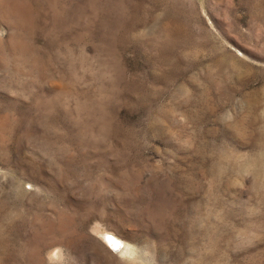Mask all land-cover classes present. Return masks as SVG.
<instances>
[{
  "label": "rangeland",
  "instance_id": "obj_1",
  "mask_svg": "<svg viewBox=\"0 0 264 264\" xmlns=\"http://www.w3.org/2000/svg\"><path fill=\"white\" fill-rule=\"evenodd\" d=\"M0 264H264V0H0Z\"/></svg>",
  "mask_w": 264,
  "mask_h": 264
},
{
  "label": "bare ground",
  "instance_id": "obj_2",
  "mask_svg": "<svg viewBox=\"0 0 264 264\" xmlns=\"http://www.w3.org/2000/svg\"><path fill=\"white\" fill-rule=\"evenodd\" d=\"M109 243L111 244L112 248H114L115 251H118L120 249V247H121L123 242H121L118 238H113V240L109 241ZM117 244L120 245L119 248H117V246H116ZM123 249H124L123 251L126 252V253L129 251V247L127 245H125V247Z\"/></svg>",
  "mask_w": 264,
  "mask_h": 264
},
{
  "label": "snow or ice",
  "instance_id": "obj_3",
  "mask_svg": "<svg viewBox=\"0 0 264 264\" xmlns=\"http://www.w3.org/2000/svg\"><path fill=\"white\" fill-rule=\"evenodd\" d=\"M108 239H109L110 241H112V240H113V238H112V237H108ZM116 246H117V248H119V247H120V245H119V244H117Z\"/></svg>",
  "mask_w": 264,
  "mask_h": 264
},
{
  "label": "water",
  "instance_id": "obj_4",
  "mask_svg": "<svg viewBox=\"0 0 264 264\" xmlns=\"http://www.w3.org/2000/svg\"><path fill=\"white\" fill-rule=\"evenodd\" d=\"M108 241H110V240L108 239Z\"/></svg>",
  "mask_w": 264,
  "mask_h": 264
}]
</instances>
